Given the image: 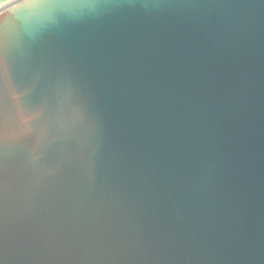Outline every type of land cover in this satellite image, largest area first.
Masks as SVG:
<instances>
[{"label": "water", "instance_id": "95a60500", "mask_svg": "<svg viewBox=\"0 0 264 264\" xmlns=\"http://www.w3.org/2000/svg\"><path fill=\"white\" fill-rule=\"evenodd\" d=\"M0 43V264H264V0H10Z\"/></svg>", "mask_w": 264, "mask_h": 264}, {"label": "snow or ice", "instance_id": "6c2138e0", "mask_svg": "<svg viewBox=\"0 0 264 264\" xmlns=\"http://www.w3.org/2000/svg\"><path fill=\"white\" fill-rule=\"evenodd\" d=\"M34 3L37 7L39 8H48V9H61L63 0H50L49 3H41V0H34ZM49 19H54L56 18L54 15H52L51 13L48 16ZM21 35L20 38L24 39L23 36V28L21 30ZM2 43H0V65H2Z\"/></svg>", "mask_w": 264, "mask_h": 264}, {"label": "rangeland", "instance_id": "374dc122", "mask_svg": "<svg viewBox=\"0 0 264 264\" xmlns=\"http://www.w3.org/2000/svg\"><path fill=\"white\" fill-rule=\"evenodd\" d=\"M10 0H0V6L6 4L7 2H9Z\"/></svg>", "mask_w": 264, "mask_h": 264}]
</instances>
